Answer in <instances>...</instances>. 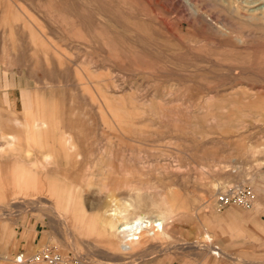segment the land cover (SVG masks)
<instances>
[{
    "label": "rangeland",
    "instance_id": "obj_1",
    "mask_svg": "<svg viewBox=\"0 0 264 264\" xmlns=\"http://www.w3.org/2000/svg\"><path fill=\"white\" fill-rule=\"evenodd\" d=\"M0 72L30 100L0 148V264H48L15 262L45 246L80 264H264V0H0ZM66 133L83 159L57 163L73 184L58 202L36 170ZM237 186L254 205L220 209ZM118 207V227L165 221L129 247Z\"/></svg>",
    "mask_w": 264,
    "mask_h": 264
},
{
    "label": "crops",
    "instance_id": "obj_2",
    "mask_svg": "<svg viewBox=\"0 0 264 264\" xmlns=\"http://www.w3.org/2000/svg\"><path fill=\"white\" fill-rule=\"evenodd\" d=\"M28 101L30 100L26 91L19 86L14 85L8 75L0 72V148L5 147L9 152L12 151L16 145V140L25 135L27 128L25 117L29 110ZM35 125L38 129L42 130L48 128L50 123L45 119L36 121ZM102 152L104 153V149ZM26 154L32 155L29 150H27ZM44 156L47 161L53 162L54 165L51 166V163L48 164L47 162H44V164H40V168L36 170V172H39V174L40 172H44L45 177H48L49 173L53 174L52 177H48L49 182L47 183L50 189L49 193L54 199L50 197L51 199L49 200L53 199L59 202L60 194L71 189L73 184L68 178L67 171L63 170L59 165L57 167V163L61 161V157L67 158V156L68 158L71 157L73 159V157H76L77 159L82 160L83 154L79 151L78 145L74 141L73 136L66 133L62 143L59 144V147L57 148L54 146L53 150L48 149V153H44ZM99 162L100 164H103V161L101 163V160H97V164H99ZM34 170L32 169L28 172L25 171L26 179L30 180V178H34ZM40 176L42 175L40 174L39 177ZM61 197L64 198L63 196ZM25 202L33 203L32 201ZM99 203L102 204L99 205ZM104 204L103 198H96V203H94V197L90 198V200L88 198L87 211L89 212V215L83 216V219H91L96 214H101L103 216L105 210ZM100 223L104 227L105 223L102 218ZM7 227V233L9 232L13 234L14 232L11 230V226L7 225ZM104 232H106V234ZM110 234L111 232L108 229H101L102 236L108 237ZM42 237L43 234L38 229V225H36L35 229L26 231V238L21 242L23 246L22 250H27L33 246L38 247L41 244Z\"/></svg>",
    "mask_w": 264,
    "mask_h": 264
},
{
    "label": "built area",
    "instance_id": "obj_3",
    "mask_svg": "<svg viewBox=\"0 0 264 264\" xmlns=\"http://www.w3.org/2000/svg\"><path fill=\"white\" fill-rule=\"evenodd\" d=\"M255 194L253 190L246 186L228 188L217 197L218 207L224 208L227 205L235 204L245 208L254 205ZM19 262H45L48 264H80V262L70 255H62L51 246L36 251L31 256L21 254L16 257Z\"/></svg>",
    "mask_w": 264,
    "mask_h": 264
},
{
    "label": "bare ground",
    "instance_id": "obj_4",
    "mask_svg": "<svg viewBox=\"0 0 264 264\" xmlns=\"http://www.w3.org/2000/svg\"><path fill=\"white\" fill-rule=\"evenodd\" d=\"M119 207L105 211L107 220L109 219L108 227L110 228V230H114L115 228H118L121 234L124 235V239H126V242L129 247L130 245H132V243L138 244V242L140 241L139 235L141 234L142 231L151 232L152 230H154L155 227L160 228L161 224L165 221V215L159 216L158 217L159 219H153V218H150L145 213L140 212V213H137L134 217H132L131 221H128L124 223L123 225H121L120 227H118L117 221L120 219L121 215L124 216L125 219L128 216V209H127L128 207L127 206H126L127 208L125 207L127 210L125 209L121 210L122 208H119ZM206 237L208 238V240H211L210 235H207ZM19 261L21 260H16L15 262L19 263Z\"/></svg>",
    "mask_w": 264,
    "mask_h": 264
}]
</instances>
